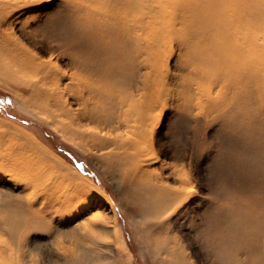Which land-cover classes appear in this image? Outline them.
<instances>
[{"label":"bare ground","instance_id":"6f19581e","mask_svg":"<svg viewBox=\"0 0 264 264\" xmlns=\"http://www.w3.org/2000/svg\"><path fill=\"white\" fill-rule=\"evenodd\" d=\"M30 1L0 0V79L15 83L22 108L92 151L119 178L127 198L144 217L138 234L160 264H196L173 235L171 222L190 198L191 173L170 165L157 152V109L164 90L178 82L179 74L170 69L176 54L200 79L196 88L210 109L221 107L214 96L218 86L232 93L226 105L247 96L245 103L264 106V0H77L95 42H63L81 50L60 53L69 54V70L52 58L42 59L15 34L14 22ZM2 125L0 171L21 180L25 188L44 190L43 198L27 202L30 216L25 227H36L37 217H51L62 205L67 209L85 196L96 199L101 193L95 186L85 190L77 184L53 196L59 181L43 172L40 156L26 150L32 141L19 139L17 132L1 129ZM97 204L105 214L103 227L115 248L122 250L117 217L106 212L101 200ZM20 223L8 219L6 224L17 230ZM206 250L210 264H233L220 258L217 244ZM74 252L64 248L63 254L52 251L35 261L29 257L31 251L14 249L0 238V264H105L92 245ZM111 257L115 263L117 258Z\"/></svg>","mask_w":264,"mask_h":264},{"label":"rangeland","instance_id":"374dc122","mask_svg":"<svg viewBox=\"0 0 264 264\" xmlns=\"http://www.w3.org/2000/svg\"><path fill=\"white\" fill-rule=\"evenodd\" d=\"M76 1L32 0L13 25L15 34L29 49L42 59L52 58L66 70L71 69L70 56L60 53L80 54L81 50L63 42H95L85 11ZM178 58L176 54L171 59L170 69L179 74V79L163 92L154 132L157 152L170 165L191 173L194 186L190 198L171 219L172 233L181 239L196 264H210L206 249L215 244L220 258L223 255L233 264H264V106L245 103L247 96L226 105L232 93L218 86L214 96L221 107L210 109L205 95L196 88L195 81L200 79ZM14 84L0 79L1 129L32 141L26 150L40 156L45 164L43 172L59 181L53 196L77 184L85 190L95 186L102 194L96 193V199L85 196L82 203L67 209L66 204L58 205L59 210L51 217H37L36 227H25L30 216L27 202L43 198L44 190L25 188L21 180L10 179L9 174L0 171V238L14 249L31 251L29 257L34 260L44 259L52 251L63 254L64 248L78 253L92 245L108 257L101 263L160 264L138 234L144 217L127 198L119 178L92 151L82 149L22 108ZM100 200L121 226L124 248L120 251L102 225L105 214L97 206ZM8 219L20 220L19 229L8 227Z\"/></svg>","mask_w":264,"mask_h":264}]
</instances>
